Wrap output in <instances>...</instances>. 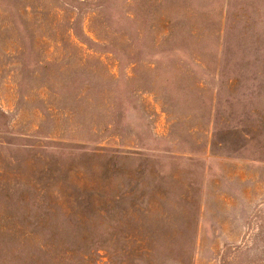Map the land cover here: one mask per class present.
I'll return each mask as SVG.
<instances>
[{
    "label": "rangeland",
    "instance_id": "obj_1",
    "mask_svg": "<svg viewBox=\"0 0 264 264\" xmlns=\"http://www.w3.org/2000/svg\"><path fill=\"white\" fill-rule=\"evenodd\" d=\"M0 264H264V0H0Z\"/></svg>",
    "mask_w": 264,
    "mask_h": 264
}]
</instances>
